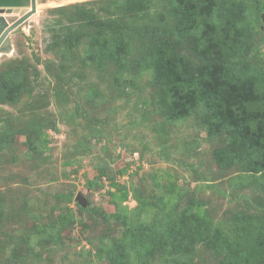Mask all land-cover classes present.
<instances>
[{"label":"rangeland","instance_id":"obj_1","mask_svg":"<svg viewBox=\"0 0 264 264\" xmlns=\"http://www.w3.org/2000/svg\"><path fill=\"white\" fill-rule=\"evenodd\" d=\"M152 2L158 4L153 10L160 11L152 16L157 23L167 0ZM83 8L100 16L94 20L95 14L89 15L96 29L87 32ZM119 12L105 0H38L36 13L10 35L11 51L0 54V73L13 71L10 98L0 100V192L6 189V201L18 211L10 221L6 216L3 225L6 232L30 234L42 242L35 245L38 259L30 258L33 264H108L96 257V247L105 233L119 234L121 227L109 230L99 221V213L113 210L107 193L113 188L101 171L127 186L151 191V200L166 194L172 182L183 193L180 207L190 200L203 201L214 221L230 222L239 211L264 219V191L255 185L258 174L247 175L246 163L218 159V153L232 145L231 129L214 124L210 135L206 115L198 109L186 118L166 121L158 105L162 92L151 83L150 69L140 68V63L132 68L144 53L129 54L127 69H117L91 51L93 33L104 31L107 18L119 22L110 23L108 32L125 31L134 20L132 14L121 18ZM254 28L257 46L248 61L264 69L262 20ZM65 30L67 36L75 31L71 49L61 42ZM94 178L98 184L87 189V181ZM68 190L79 193L85 206L75 196L66 199ZM19 191L21 201L9 196ZM57 193L60 198H55ZM124 204L132 208L136 200L130 194ZM77 205L93 209L96 217ZM66 212L73 216L65 228H58L53 222ZM34 224L52 225L54 237L48 240ZM223 256L202 246L193 264H221Z\"/></svg>","mask_w":264,"mask_h":264},{"label":"trees","instance_id":"obj_2","mask_svg":"<svg viewBox=\"0 0 264 264\" xmlns=\"http://www.w3.org/2000/svg\"><path fill=\"white\" fill-rule=\"evenodd\" d=\"M105 1L122 11L119 12L121 18L132 14L134 20L125 31L108 32L110 23L118 25L119 22L107 18L103 22L104 31L93 33L95 47L91 51L96 52L99 61L107 59L117 69H127L129 54L144 53L146 56L132 62V68L150 69L151 83L162 92L158 105L165 120L186 118L198 109L206 115L204 121L210 135L214 124L231 129L232 145L226 152L218 153L219 161L248 164L246 174H258L255 185L264 191V69L248 61L257 46L252 34L255 22L261 23L264 0H167L157 23L152 16L156 17L160 11L153 10L158 4L152 0ZM82 12L87 14V32L96 29L89 16L95 14L94 9L83 8ZM99 18L98 13L93 17L94 20ZM67 32L62 34L61 42L71 49L75 31L68 35L70 37ZM12 73V70L0 73L2 101L10 98V90H7ZM237 110L240 111L236 113ZM101 172L113 188L107 190L113 210L99 213V221L109 230L113 226L121 227L119 234L105 233L96 247V257L105 259L108 264H193L202 246L211 247L218 254L224 253L221 264L230 261L264 264L263 218L258 220L254 213L247 216L245 211H239L238 218L230 222L214 221L203 201L190 200L180 207L183 193L178 192L172 182L167 184L166 194L151 200V191L146 192L135 184L127 186L107 172ZM119 172L123 174L126 169ZM87 182L86 188L91 190L98 179ZM130 194L136 200L132 208L124 204ZM9 196L17 201L22 197L21 191ZM54 196L61 197L58 193ZM74 196L73 190L64 194L68 200ZM77 207L88 216L96 217L93 209ZM17 213L14 203L6 201L4 189L0 192V264H33L30 258L38 259L35 245L42 242L33 241L30 234L6 232L3 225L6 216H10V221ZM72 216L69 212L60 214L53 223L63 229ZM34 226L37 232L47 235L48 240L54 237L52 225Z\"/></svg>","mask_w":264,"mask_h":264},{"label":"water","instance_id":"obj_3","mask_svg":"<svg viewBox=\"0 0 264 264\" xmlns=\"http://www.w3.org/2000/svg\"><path fill=\"white\" fill-rule=\"evenodd\" d=\"M38 0H0V54L11 51V34L21 31V26L37 11ZM264 30V12L261 13ZM75 199L83 206L85 200L79 193Z\"/></svg>","mask_w":264,"mask_h":264}]
</instances>
